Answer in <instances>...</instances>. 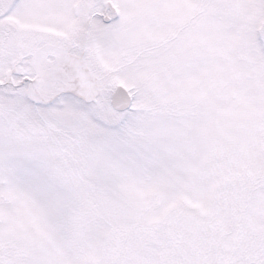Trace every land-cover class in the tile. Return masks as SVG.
Listing matches in <instances>:
<instances>
[{
    "label": "snow or ice",
    "instance_id": "1",
    "mask_svg": "<svg viewBox=\"0 0 264 264\" xmlns=\"http://www.w3.org/2000/svg\"><path fill=\"white\" fill-rule=\"evenodd\" d=\"M0 264H264V0H0Z\"/></svg>",
    "mask_w": 264,
    "mask_h": 264
}]
</instances>
